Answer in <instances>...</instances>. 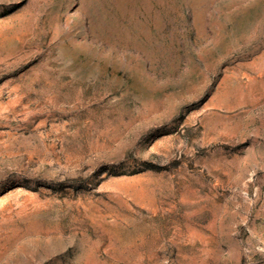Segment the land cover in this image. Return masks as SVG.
I'll use <instances>...</instances> for the list:
<instances>
[{
  "label": "rangeland",
  "instance_id": "374dc122",
  "mask_svg": "<svg viewBox=\"0 0 264 264\" xmlns=\"http://www.w3.org/2000/svg\"><path fill=\"white\" fill-rule=\"evenodd\" d=\"M0 264H264V0H0Z\"/></svg>",
  "mask_w": 264,
  "mask_h": 264
}]
</instances>
